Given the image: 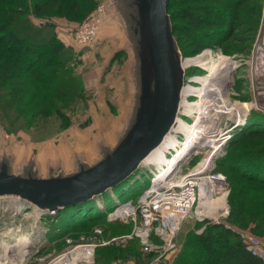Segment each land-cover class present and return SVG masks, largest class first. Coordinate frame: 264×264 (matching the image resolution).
Masks as SVG:
<instances>
[{"label": "rangeland", "instance_id": "obj_1", "mask_svg": "<svg viewBox=\"0 0 264 264\" xmlns=\"http://www.w3.org/2000/svg\"><path fill=\"white\" fill-rule=\"evenodd\" d=\"M182 1L184 0H175V3ZM104 4H106L105 0H98L96 8L81 22L67 20L64 17L57 16H53L50 19L42 18V20H35V24L37 25H46L47 23L55 24V30L57 31L58 36H62V34L64 35L65 33H68L67 35H71L72 42L70 44L72 45H67L68 43L64 41V36H62L63 39L61 38V40L75 54L76 63L74 67V73L79 78V85L81 86V90L80 93L76 90L75 86H78V84H63L65 88H69V95L71 97L70 103H67V110L65 111V114L68 116L67 122H65L66 120L63 119V117L59 115V113L51 112V110L45 109L44 103L41 98L30 104H22L21 107L25 110V115L22 114V117L19 116V114L16 113L12 108L6 109V107H0V122L3 128V134L0 136L1 148L3 146L10 147L18 156L17 158L29 157L30 155L35 154L42 164H45L49 160H53L54 157H57L56 152L57 154H73V152L76 151L80 155V157H88L89 160L94 162L97 158H100L99 151L97 149L98 146H102V144L106 140L111 144L117 143L118 140L114 139L113 133L114 131L119 129L121 125V117L129 115L131 110H133V105L128 103V96L132 84L129 81L127 69L131 57L128 56L127 53L126 55L122 53L116 54V47L110 45L108 46V48H105L103 42L100 41L99 35L105 26L104 21L106 15L102 17V23H100L98 34L96 35L93 42L82 45L74 38V31L82 26L91 16V14H93ZM261 6L263 19L259 29L261 28L264 21V0H261ZM176 8L178 7H174V10ZM177 20L178 23H181L180 19ZM208 22L214 23L216 21L204 19L205 24L203 25V27H201L200 30H196V27L192 25L190 26L191 30H188V28H184V30L178 31L181 28H179V26L177 27L175 37L179 41V44L183 50V57L181 56L177 45L172 44L177 85V112L181 120L185 121L186 123H192L196 119L198 104L201 98L199 97V92L195 91V94H193L194 92H192V90L194 88V90H196L200 87L201 82L198 80L203 78L207 74L206 70L204 71L199 67L197 68L193 64V62L196 59H205L207 61L211 59H219L222 56L224 58L233 56V54L228 53L235 51L226 43H222L220 45L217 44V42H211L210 39L199 38V40H201L202 42H208L212 45L203 46L201 51L195 52L194 54L191 52L190 46L194 45V40L196 38L198 40V33H205L210 30L211 27L206 26ZM219 27L221 29L225 28L221 26ZM215 44L216 46H214ZM82 48L84 50L83 52L81 51ZM238 54L240 53H235L236 56H239ZM140 61L144 62L143 59H140ZM143 66L144 65L142 64L140 69H142ZM148 70V67L145 66L144 69L139 72L136 64L130 70V73H133L134 75H136V77L138 76V78L136 79V83L139 84H137V86L138 90H140L139 93H141L140 98L145 95L142 101V107L145 106L147 96L149 97L153 90V84ZM222 73L223 68L218 70L217 76ZM247 75V66L242 65L239 69L238 74L236 75L237 86L235 87V90L237 92H243V89L246 86ZM217 78L218 77H216V79ZM136 83H134V85H136ZM186 87L187 89H189L188 92H184ZM214 91L215 90L211 89V93L209 92L211 101L214 100V97L212 96V92ZM41 97L43 96L41 95ZM25 98L27 101L28 97L26 96ZM184 101L191 103L192 113L190 117L184 115L185 113H187V110L184 107H181L182 102ZM138 105L139 104H137V107ZM216 108L217 107H215V110ZM224 111L226 110L217 108V110L214 112L216 116H219ZM35 113L40 114V116H47H41L38 118L36 117L35 119H33V121H31V118ZM157 118L158 113L154 117V121L150 130L144 136H140L141 134L139 133V131H146V126L151 120V114H144L137 117V114L133 111L132 118L130 120L128 118L125 119L126 122L129 123V125L134 126L133 128L135 129V133L133 134L134 136L128 141H122L125 140L126 135H122L121 138H119L118 142H121V147L119 148V150L122 149V145L127 148L122 153L119 160L113 162V169L116 168L117 165L131 157L145 144L156 125ZM136 121H139V123H137L135 126ZM206 121H208L207 126H212L211 123L213 122L211 121V117L209 114H207ZM249 122L264 125V115L258 112H254ZM9 123L15 124V132H11L7 129L6 125H11ZM137 127H139L138 130H136ZM178 137L180 140L185 138L183 131H180L178 133ZM59 149H61V151H59ZM196 150L194 151L195 153L193 152L191 156H189L185 161L181 162L175 174L185 173L189 169L197 165V162L200 161V158L206 153L207 149ZM108 153H110L109 150H105V154ZM166 155H168V151H166ZM158 167V164H151L147 166L140 165L135 172V176L133 175L132 186L131 183L127 184L128 182H130V180L132 179L131 178L121 186L109 190L103 195L94 198L93 202L97 204L102 212H106L107 215L108 211H111L119 201L121 203L127 202L132 199L136 201V199L143 192L144 188L149 185L150 177L158 170ZM106 172V169H101L97 172L92 169H88L72 176L53 175L50 178L46 177L37 180L26 179L19 175H8L5 173H0V178H13L15 180L34 183L62 182L71 186H78L90 182L104 175ZM231 190L232 189L230 184L228 196L231 193ZM16 200V197L10 196L0 198V249L6 247V243H8V246L14 245V239H12L11 237L15 234H12L11 236L5 234L11 229H15V231L21 230L24 233L34 234L31 238L32 243L30 245L28 244L27 248H24L27 249L25 251L24 257H21V254H18V251H16L6 253L7 258H15L19 256V258H30L28 259V264H54L53 261L56 260L59 255L63 254L66 251L75 250V248L82 246V244L86 241V229L80 230L78 228H74L69 230V227L67 226L63 229V226L58 225L59 230H57L55 227L57 223L54 220H51V217H57V212H55L54 214H50L46 211H42L39 214L35 211V209H32L31 207L27 208V206L22 212H14L12 208H14V206H17ZM201 201V205L199 204V206L203 210L206 209L205 211H203L206 216L205 221L201 222L195 215L196 217L193 216L184 223L185 226L183 225L177 237V250L171 256V258H169L167 264H177L178 258H180L183 250H185V241L190 240L189 236L191 232L198 235L202 234L208 224H215L213 221L214 217H219V215H222L218 214L217 216L216 213L213 212L214 210L212 203H208L206 202V200ZM226 204L228 208L227 213L229 215L231 207L228 202V197L226 199ZM228 215L226 217L221 216L223 219L220 221L224 223L223 221L226 220ZM225 223V226H230L231 228H235L236 230H243L230 225L227 221ZM98 225L99 222H97L96 225H92L91 228H94V226ZM132 229L133 227L131 228V231ZM246 230L251 231L250 228H247ZM124 233H130V227H125L124 229L113 232L104 231L102 238L109 239L113 236H120L119 234L123 235ZM92 234L89 235V240H91ZM16 247L20 249L21 246ZM79 249L81 248H78V250ZM103 249H107L109 252H114L106 257H103V255L101 256L98 254H101ZM97 255L99 256V258L102 257L103 260H99L97 258ZM3 256L1 255L0 258ZM148 257L150 256L145 255L142 252L139 242L133 239L127 240L120 244L114 243L97 247L95 249V252H92L91 264H149L150 258ZM83 260L84 259H82L81 261H75L69 258L65 262V264H75L76 262L80 264L85 263Z\"/></svg>", "mask_w": 264, "mask_h": 264}, {"label": "trees", "instance_id": "obj_2", "mask_svg": "<svg viewBox=\"0 0 264 264\" xmlns=\"http://www.w3.org/2000/svg\"><path fill=\"white\" fill-rule=\"evenodd\" d=\"M97 4L98 0H0V107L12 108L22 117L25 110L21 105L41 98L45 109L59 113L67 122L65 111L71 97L69 88L63 84H78L75 88L79 93L81 90L79 78L74 73L76 57L58 36L55 24L37 25L35 20L57 16L81 22ZM174 7L178 8L174 10ZM167 9L171 34L182 57L183 50L175 37L178 26L181 28L178 31L191 30V25L200 30L204 19L216 21L208 22L206 26L211 27L210 30L198 33V40L205 38L220 45L226 43L235 50L228 54L247 55L263 19L261 0H184L176 3L168 0ZM198 40L196 38L190 46L193 54L203 46L212 45ZM41 116L35 113L31 121ZM6 126L15 132V124ZM215 171L226 176L229 187L231 184L228 196L231 211L224 223L208 224L200 235L191 232L177 264H264L262 259L247 251L236 231L225 226L227 221L242 231L250 228L253 234L264 238V125L246 123L229 140L226 154L217 160ZM129 179L127 184L132 186L133 175ZM93 201L94 198L59 208L57 217L50 219L57 223V230L59 226L63 229L67 226L69 230L86 229L85 239L96 227L105 232L125 227H130L131 231V225L109 222L106 212ZM97 222L99 225L91 228ZM113 252L103 249L98 254L106 257ZM97 258L103 260L98 255Z\"/></svg>", "mask_w": 264, "mask_h": 264}, {"label": "built area", "instance_id": "obj_3", "mask_svg": "<svg viewBox=\"0 0 264 264\" xmlns=\"http://www.w3.org/2000/svg\"><path fill=\"white\" fill-rule=\"evenodd\" d=\"M106 14L107 7L104 4L74 31L75 40L82 45L93 42L102 23V17ZM226 59L231 70L228 76L229 82L227 83V77L218 81L221 86L228 84L226 86L227 90L229 89L228 95L234 105L229 112L221 113L213 121V132L209 137L213 144L208 147L197 165L185 173L173 174L157 181H155L156 176L150 177L149 185L144 188L136 201L133 199L124 203L119 201L116 207L107 213L109 222L131 225L132 231L103 239L104 230L98 227L95 228L91 240L85 239L82 246L95 252L97 247L135 239L139 242L142 252L150 256L149 264H167L177 250V237L184 223L195 215L201 222L205 221L206 216L199 206L200 201L203 198L213 201L220 196H225L227 199L229 183L224 174L215 171L216 160L226 154L229 140L244 128L245 124H241V120L248 124L254 112L264 115V21L250 53L228 56ZM242 65L247 66L248 75L246 86L243 92L239 93L235 90L236 75ZM2 134L3 128L0 122V136ZM209 159L211 162L207 163L206 160ZM201 163L203 166L200 165ZM225 211L219 217L213 218L215 224H222L221 216L228 215V208ZM226 227L236 231L247 251L264 262V238L249 230H235L227 225ZM16 251L20 254L16 246H6L0 249V256ZM18 257L0 258V264L29 263L30 258Z\"/></svg>", "mask_w": 264, "mask_h": 264}, {"label": "water", "instance_id": "obj_4", "mask_svg": "<svg viewBox=\"0 0 264 264\" xmlns=\"http://www.w3.org/2000/svg\"><path fill=\"white\" fill-rule=\"evenodd\" d=\"M167 3L168 0H153L151 6L152 58L147 60L144 56L143 65L144 67H148L151 81L157 86L158 100L154 112L159 110V113L156 125L145 144L131 157L113 169V162L119 160L122 153L127 148L122 145V149L116 151L117 156L115 155V160H113L110 165L102 168L107 170L104 175L78 186H71L62 182L34 183L15 180L13 178H0V198L9 196L16 197L17 204L21 203L26 205L27 208L31 207L38 213L82 203L103 195L107 190L109 191L119 187L135 174L149 153L161 144L164 137L171 131L170 129L175 123L178 115L177 85L172 45L176 43L172 37L168 21ZM106 7L108 9L107 4ZM142 70L143 69H139V72ZM144 96L145 95L141 98V103L139 104V116L153 114V106L150 108L151 95H149V97L147 96L146 104L142 107ZM155 116L156 115H154V117ZM154 117L147 131L150 130ZM136 122L139 123V121ZM133 133L134 130L132 133L126 134L124 141H128L132 138L134 136ZM206 149H208V147L205 148V150ZM100 170L101 168L96 169V172ZM8 171V166L5 165L0 173L14 175ZM19 176L26 179H42L31 174L28 176Z\"/></svg>", "mask_w": 264, "mask_h": 264}, {"label": "crops", "instance_id": "obj_5", "mask_svg": "<svg viewBox=\"0 0 264 264\" xmlns=\"http://www.w3.org/2000/svg\"><path fill=\"white\" fill-rule=\"evenodd\" d=\"M153 0H105V3L108 6L107 14L105 17V27L100 33V41L103 42L105 48L108 46L116 47V54L127 53L130 56V62L128 64V78L132 84L130 93H129V101L128 103L132 104L133 110L129 113V115H125L121 117V125L118 130L114 131L113 137L115 140L119 141L122 135L132 133L135 130L133 125H129L126 122V118L129 120L133 116L134 113L139 116V105L137 107L136 104L141 103V98L136 83V75L130 73L132 67L135 66L140 69L143 62L140 59L152 58V47H151V6ZM64 35V41L68 43L72 42L71 35ZM62 36H59L60 39ZM63 39V38H62ZM119 46V47H118ZM84 51L83 48L81 50ZM84 56V55H83ZM144 69V66L142 67ZM152 74V73H151ZM155 78V75H154ZM156 82V81H155ZM136 83V85H134ZM153 84V83H152ZM158 93L157 86L153 84V90L150 98V108L153 106V114L151 115V120L154 117V111L157 106ZM149 120V119H148ZM151 120L148 122L146 126V133L148 132V128L150 127ZM137 122L135 123L136 126ZM139 127L136 128L138 130ZM143 132L139 131L141 134ZM115 144H111L107 140L102 144V146H98L97 149L99 151V157L94 162L89 160L88 157H80V155L76 152L71 153H59L54 157L53 160H49L47 163L42 164L37 156L30 155L29 157H19L14 153V151L8 147L3 146L0 147V171L3 166H8V172L14 175H33L38 178H46L61 175H76L83 170L92 169L96 171V169H102L105 166H108L115 160L114 158L117 156L116 151L119 150L121 142ZM124 141V140H122ZM115 145V146H114ZM105 150H109L110 153L105 154ZM61 151V149H59ZM67 155V156H66ZM116 155V156H115ZM89 166V167H87ZM101 166V167H100Z\"/></svg>", "mask_w": 264, "mask_h": 264}, {"label": "bare ground", "instance_id": "obj_6", "mask_svg": "<svg viewBox=\"0 0 264 264\" xmlns=\"http://www.w3.org/2000/svg\"><path fill=\"white\" fill-rule=\"evenodd\" d=\"M199 58V57H198ZM214 58V57H213ZM228 60L226 57L223 56L219 59H211V60H202V59H196L193 64L198 68L203 69L204 71H207L206 76L199 79L198 81L201 82V85L198 89L192 90L195 94V91L199 92L200 94V101L198 104V110H197V116L194 122L192 123H186L185 121L181 120L179 115H177L175 123L173 124L171 131L164 137L161 144L151 151L149 155L146 157L145 161L141 166H147V165H155L158 164L159 167L158 170L153 173L151 177L156 176L155 181L160 180L162 178H165L167 176L173 175L176 173L178 166L181 164V162L185 161L189 156L193 154V152L197 150H205L208 146L213 144V141L210 142V135L213 132L212 126L208 125L207 123V114L210 115L211 121L213 122L217 116L215 115V112L218 109L226 110L223 113L229 112L231 107L234 105V103H231V100L228 95L227 85L224 87L221 86L218 80L226 79L227 77V83L229 82L228 76L231 72L230 67L227 64ZM228 66V67H227ZM227 67V68H226ZM223 68V73L217 76V72L219 69ZM216 77H218L216 79ZM217 80V81H216ZM212 90H215L212 92V96L214 97V100L211 101V97H209V92ZM189 89L187 87L185 88L184 92H188ZM191 92V91H190ZM191 92V93H192ZM211 93V92H210ZM187 110V113H185V116H191L192 108L191 103L184 101L182 102V106ZM215 107L216 110H215ZM181 111V110H180ZM179 111V112H180ZM195 111V110H194ZM159 113V110L154 112V115H157ZM199 113V114H198ZM199 115V116H198ZM241 124H246V121L241 120ZM210 122V121H209ZM213 125V123H211ZM176 125V126H175ZM180 131H183L184 133V139H179L178 133ZM131 133V132H130ZM135 133V130H134ZM133 133V134H134ZM146 134L145 131L141 133L140 136H144ZM130 138V137H129ZM172 149V151H171ZM196 150V151H197ZM166 151H168V155H166ZM195 153V152H194ZM209 158V157H207ZM207 163L211 162V160H206ZM203 166V163L200 164ZM108 191V190H107ZM96 198V197H95ZM226 197L220 196L216 199L208 200L207 198H203V201L206 200V202H210L213 204V212L218 214H222L226 212L227 204H226ZM89 201V200H88ZM205 202V203H206ZM16 204V203H15ZM202 204V201H201ZM200 204V205H201ZM206 206V205H204ZM26 205H23L21 203H18L17 206H14L12 208L14 212H22L25 209ZM116 207V206H115ZM114 207V208H115ZM208 207V206H207ZM211 207V206H210ZM113 208V209H114ZM112 209V210H113ZM59 209H55L52 212L46 211L50 214H54ZM206 210V209H205ZM204 210V211H205ZM209 211V210H208ZM110 212V211H108ZM211 213V212H210ZM40 214V213H39ZM38 214V215H39ZM57 214V213H56ZM107 216V215H106ZM54 217V216H53ZM135 228V226H134ZM8 236H11L12 234H15L11 238L14 239V246H21L19 249V252L21 254V257H24L25 251L28 247V244L30 245L32 243L31 238L34 233H24L21 230L11 229L8 232L5 233ZM8 246V243H6ZM78 248H81L78 250ZM78 248H75V250L72 251H66L63 254L59 255L56 260L53 261L54 264H65V262L71 258L73 260H82L85 263L81 264H91L92 262V250L90 248H86L84 246H79ZM30 251V250H29ZM6 255V254H4ZM29 255V254H28ZM6 258L5 256H3ZM1 257V258H3ZM20 257V258H21ZM19 258V257H18ZM80 264V263H75Z\"/></svg>", "mask_w": 264, "mask_h": 264}]
</instances>
